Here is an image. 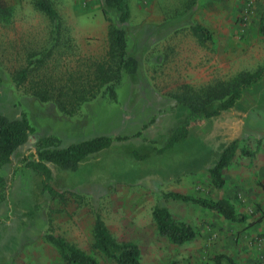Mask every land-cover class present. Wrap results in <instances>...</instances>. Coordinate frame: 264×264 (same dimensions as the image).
Masks as SVG:
<instances>
[{
	"label": "rangeland",
	"instance_id": "374dc122",
	"mask_svg": "<svg viewBox=\"0 0 264 264\" xmlns=\"http://www.w3.org/2000/svg\"><path fill=\"white\" fill-rule=\"evenodd\" d=\"M5 1L13 11L10 20L5 16L0 19V73L3 77L0 112L10 117L26 114L35 132L11 157V162L0 169V176L5 178L0 181V264H27L29 259L31 264H68L59 256L61 252L47 238L48 234L63 236L77 246L85 245L86 251L100 264L114 262L92 247L96 215L111 225L112 229L107 226L114 235L124 233L141 238L142 264H178L175 256L179 244L162 236L153 220L156 203L167 204L178 219L190 216L209 223L213 217L217 223L224 217L197 203L164 198L163 193L179 190L172 188L182 185L181 190L190 195L226 199L237 212L244 213L247 221L229 220L230 226L223 224L222 231H227V238L231 235L238 246L242 236L243 251L249 247L255 253V263L264 264V178L240 173L245 160L254 163L255 150L260 146L264 149V94L261 91L246 90L237 106V111L252 104L257 109L249 113L246 123L243 120L238 150L233 162L224 170L226 183L222 188L211 183L207 169L192 176L181 174L167 183L155 179L150 187L121 182L117 180V172L133 161L132 145L112 147L90 158L77 171L61 170L48 163L50 178L27 165L33 160L32 154L37 153L42 137H52L55 145L68 146L98 135H133L141 131L151 117L159 116L160 110L166 113L172 109L174 96L185 84L200 87L263 67L264 35L260 29L264 22V0H211L199 6L196 0H130L128 44L129 49L136 47L135 52L142 56L139 85L124 74L117 85V100L98 97L70 114L63 113L53 101L42 103L34 98L31 81L48 77L56 83H67L73 74L80 75L91 62L104 59L109 49L110 21L103 12L102 0H52L67 28H63L60 43L53 46L44 65L36 60L52 46L49 18L35 8L34 0ZM183 15H187L190 22L182 23L165 37L155 38L150 48L145 49L157 25ZM190 23L205 26L212 33L211 40L201 42ZM176 63L182 67L179 74L172 73ZM28 66H32L29 81L17 83L18 71ZM189 66L198 73L189 74ZM162 115L134 141L140 144L142 139L156 137L155 145L159 148L167 134L166 123L170 116ZM212 128L210 122L191 125L192 132L200 136L209 135ZM244 149L252 151L253 155H243ZM139 151L144 158L139 162L134 160L135 172H142L144 167L149 172L160 170L161 159L156 151L150 147ZM133 174L129 181L134 179ZM183 177L189 182L182 184ZM140 221L147 223L148 232L139 226ZM30 253L37 259H31Z\"/></svg>",
	"mask_w": 264,
	"mask_h": 264
},
{
	"label": "trees",
	"instance_id": "16d2710c",
	"mask_svg": "<svg viewBox=\"0 0 264 264\" xmlns=\"http://www.w3.org/2000/svg\"><path fill=\"white\" fill-rule=\"evenodd\" d=\"M209 1L211 0L195 2L199 6ZM34 5L37 10L47 15L52 25V46L36 60L44 65L52 54L53 46L60 43L63 28L67 27L52 0H34ZM102 6L104 14L110 21L109 49L104 59L91 62L85 71L78 76L73 74L67 83H56L48 77L33 79L30 88L38 101L42 103L53 101L63 113L70 114L98 97L107 96L117 100V85L124 74H128L133 82L139 85V75L143 71L142 56L135 52L138 51L136 47L129 49L128 44L129 23L132 16L130 0H102ZM12 11L11 5L5 0H0V19L5 16L4 18L10 20ZM186 21L190 22L187 15H183L157 25V31H153L150 35L152 39L148 41L145 49L150 48L155 38L165 37ZM190 24L201 42L211 40L212 33L205 26ZM260 30L264 35V22ZM32 66L18 71L17 83L23 84L29 81ZM263 77L264 66L254 71L242 72L229 79H218L200 87L185 84L182 91L174 96L172 109L167 110L166 113L163 112L164 109L160 110L159 116L163 113V117L170 115V121L166 123L167 134L159 148L155 145L156 137L151 140L142 139L140 144L134 141L156 122L159 116H155L142 125L141 131L133 135H98L68 146L55 145L52 143V137H42L38 142L37 153L32 154L33 160L27 165L46 178H50L51 169L48 163L61 170L77 171L90 158L104 154L112 147L132 145L133 148L130 149L135 154L132 156L133 161L128 162L117 172V180L121 182L132 183L131 185L144 184L150 187L155 179L167 183L181 174H193L201 169H207L211 183L216 188H222L226 183L224 170L233 162L242 134V115L238 113L237 106L244 98L246 90L254 88ZM2 82L3 77L0 73V85ZM203 122L212 124V132L207 136L194 134L191 125ZM34 132L35 129L26 114L10 117L0 112V169L11 162V157L21 146L28 143ZM147 147L159 154L161 159L159 164L161 163L162 169L149 172L148 168L144 167L145 173L135 172V161L139 162V159L144 158L139 149H147ZM252 154L248 149L243 150V155ZM165 169L169 170L163 173ZM131 173H134V179L129 181L132 178ZM0 181H5V178L0 176ZM163 196L166 199L197 203L221 213L232 222L247 220V216L237 212L233 204L226 199L215 200L178 191L165 192ZM153 220L159 233L174 244H183L195 239L199 234L192 223L176 218L163 202H157L154 206ZM47 238L59 248L67 263L99 264L95 256L63 236L48 234ZM92 238V247L113 259L116 264H142L140 246L134 241L119 240L100 215L95 217ZM214 264H236V262L231 256L220 253L216 255Z\"/></svg>",
	"mask_w": 264,
	"mask_h": 264
},
{
	"label": "crops",
	"instance_id": "0c3cea01",
	"mask_svg": "<svg viewBox=\"0 0 264 264\" xmlns=\"http://www.w3.org/2000/svg\"><path fill=\"white\" fill-rule=\"evenodd\" d=\"M181 69H182V67L177 65V63H176V65L173 64L172 73H174V74L178 73L179 74ZM194 69H195L194 67L192 68V66H189V69L187 72H189V74L190 73L192 74V72L198 73V71L194 70ZM252 89H254L255 92L261 91V93L264 94V77L262 78L260 83L257 84ZM263 106H264V103L262 104V108H263ZM255 107L256 106H254L253 104L248 105V106L245 105L243 107V109H240L241 111H238V113L242 115L241 123H243V120H245V123L247 122V120L249 118V113H252L253 109H257ZM244 116H245V118H244ZM242 128H243V126H242ZM242 128H241V131H242ZM254 158H255L254 163H247L248 161L245 160V162H244L245 164L243 165L240 173H242V174L244 173L245 176H247V174H254V175L258 176L259 178H264V149H261V146H260V148H257L255 150ZM192 175L193 174H191V176ZM185 177H183V183L182 184H184V182H189V180L186 179ZM183 186L184 185H182L180 187L172 188V189H179L176 191L184 193V194H188L186 191L181 190V189H184ZM189 189H190V187H189ZM216 200H220V199H216ZM173 201L182 202V201H177V200H173ZM183 203H186V202H183ZM201 208H203V207H201ZM169 209L173 213V211L170 207H169ZM206 210H208V209H206ZM208 211L212 212L211 209ZM174 214L176 215V213H173V215ZM210 216H213V215L211 214ZM179 220H183V221H187V222L192 223L194 226L197 227L199 234L195 239L187 241L181 245H178L179 249L177 251V256H175V258L177 257V259H178V262H179L178 264H183V263H187V262H191L192 264H200L204 261H205V263H207L209 261V262L214 264V259H215L216 255H218L220 253H225V254L231 256L234 259V261L236 262V264H256L255 263V253H253L254 251L251 250L249 247H245V250L243 251V249H244L243 247L245 245L241 244V243H243V237L242 236L239 238V246H238L237 243L234 242V239H232L233 237L231 235H229V238H227L228 237L227 235L229 234L227 231H225L223 233L222 225L226 224L227 226H230L227 223V222H229V220L226 219L225 217H222V218L220 217V219H219V221H217V223L214 222L213 217H212V220L209 221V223L207 221L202 220V223H204V224H202L200 221L195 220V218L194 219L192 217L190 218V216L180 217ZM106 224L111 228V225L108 222ZM139 226L141 228H143L144 231L148 232L147 223H142V221H140ZM145 227H147V228H145ZM115 235L122 240L134 241L140 246V248H142L141 238H137L133 235L126 236V235H124V233L121 235H119V234H115ZM78 246L80 248L86 250L85 245L78 244ZM212 253H215V254L212 255ZM30 254H31V257H30L31 259H33V258L37 259L35 254H33V253H30ZM59 256H62V255L60 254ZM210 256L212 258L209 259ZM44 258L41 260H44ZM143 261H144V256L142 258V262ZM108 262H109L108 264H116V263H114L115 261L114 262L108 261ZM37 263L38 262H33V264H37ZM27 264H31L30 259H29V261H27ZM43 264H48V262H43ZM68 264H71V263H68Z\"/></svg>",
	"mask_w": 264,
	"mask_h": 264
}]
</instances>
